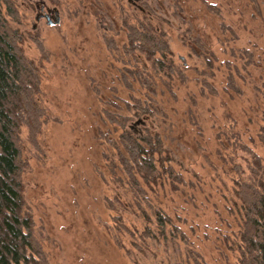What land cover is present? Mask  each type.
Instances as JSON below:
<instances>
[{"label":"rangeland","instance_id":"rangeland-1","mask_svg":"<svg viewBox=\"0 0 264 264\" xmlns=\"http://www.w3.org/2000/svg\"><path fill=\"white\" fill-rule=\"evenodd\" d=\"M41 2L59 24L38 21ZM1 9L39 67L43 126L36 141L24 127L20 145L25 209L49 263L239 264L238 185L264 179V0H1ZM157 19L172 76L124 50L126 22ZM109 116L159 134L180 178L144 186L143 210L171 222L145 244V228L157 229L136 205Z\"/></svg>","mask_w":264,"mask_h":264},{"label":"trees","instance_id":"trees-1","mask_svg":"<svg viewBox=\"0 0 264 264\" xmlns=\"http://www.w3.org/2000/svg\"><path fill=\"white\" fill-rule=\"evenodd\" d=\"M157 22L158 26L151 20L139 21L136 26L126 22L128 43L124 50L135 63L150 62L154 73L172 76L176 71L174 55L160 29L161 20ZM23 41L24 36L5 20L0 0V264H50L36 239L33 217L25 209L22 181L25 163L20 134L26 127L31 139L36 141L45 114L37 99L39 67L24 55ZM137 69L136 75L143 86L152 89V77L145 70ZM139 110L143 115H151L149 109L139 107ZM109 118L122 128L123 150H118L119 162L136 205L148 224L154 222L157 229L156 233L149 226L145 228L142 236L145 244L147 239L164 236L171 222L157 209L153 211L155 221L143 210V205L149 206L144 186L159 185L164 174L180 179L171 166L174 157L159 134L150 128L142 127L137 133L125 122ZM237 195L242 216L239 264H264V179L254 184H239ZM116 223L120 225L122 219ZM122 226V230L132 233L126 225Z\"/></svg>","mask_w":264,"mask_h":264},{"label":"flooded vegetation","instance_id":"flooded-vegetation-1","mask_svg":"<svg viewBox=\"0 0 264 264\" xmlns=\"http://www.w3.org/2000/svg\"><path fill=\"white\" fill-rule=\"evenodd\" d=\"M36 8L38 11V16H37L38 21L45 20L48 25H50V23H53L55 21V18L57 17L56 14L58 12L56 8L51 9L43 2L38 3L36 5Z\"/></svg>","mask_w":264,"mask_h":264},{"label":"water","instance_id":"water-1","mask_svg":"<svg viewBox=\"0 0 264 264\" xmlns=\"http://www.w3.org/2000/svg\"><path fill=\"white\" fill-rule=\"evenodd\" d=\"M57 17L55 18V21L53 23H50V25H57L60 23V17H59V12H57Z\"/></svg>","mask_w":264,"mask_h":264}]
</instances>
